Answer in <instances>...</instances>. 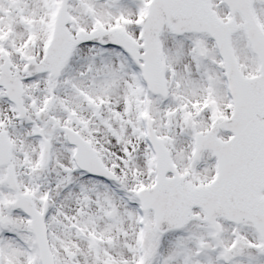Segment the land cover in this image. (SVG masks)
Segmentation results:
<instances>
[{"label": "snow or ice", "instance_id": "6c2138e0", "mask_svg": "<svg viewBox=\"0 0 264 264\" xmlns=\"http://www.w3.org/2000/svg\"><path fill=\"white\" fill-rule=\"evenodd\" d=\"M0 264H264V0H0Z\"/></svg>", "mask_w": 264, "mask_h": 264}]
</instances>
